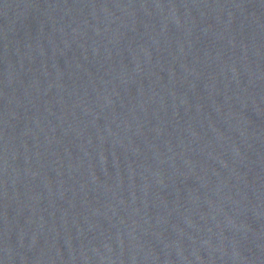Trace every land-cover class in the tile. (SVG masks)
Returning <instances> with one entry per match:
<instances>
[{"label": "water", "instance_id": "water-1", "mask_svg": "<svg viewBox=\"0 0 264 264\" xmlns=\"http://www.w3.org/2000/svg\"><path fill=\"white\" fill-rule=\"evenodd\" d=\"M0 264H264V0H0Z\"/></svg>", "mask_w": 264, "mask_h": 264}]
</instances>
